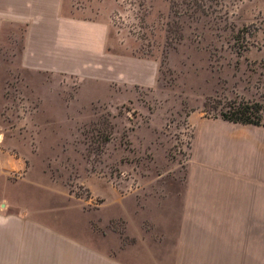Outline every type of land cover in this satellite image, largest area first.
I'll return each mask as SVG.
<instances>
[{"label":"rangeland","instance_id":"1","mask_svg":"<svg viewBox=\"0 0 264 264\" xmlns=\"http://www.w3.org/2000/svg\"><path fill=\"white\" fill-rule=\"evenodd\" d=\"M74 8L106 18L118 52L154 66L155 82L30 72L11 29L0 43V213L58 234L65 247L55 241V250L77 264L95 251L102 264H171L175 232L190 229L179 215L191 121L257 104L261 126L233 124L264 147V0H74ZM242 224L261 229L264 264V217Z\"/></svg>","mask_w":264,"mask_h":264},{"label":"crops","instance_id":"2","mask_svg":"<svg viewBox=\"0 0 264 264\" xmlns=\"http://www.w3.org/2000/svg\"><path fill=\"white\" fill-rule=\"evenodd\" d=\"M11 29L20 33L19 64L30 72L82 75L107 86L155 82L154 66L119 53L108 20L77 10L74 0H0V43ZM191 125L179 215L190 229L175 232L171 264H261V229H241L244 219L264 217L261 137L221 119ZM20 224L18 215L0 213V264H77L58 234ZM55 241L64 247L55 250ZM95 252L88 264H102Z\"/></svg>","mask_w":264,"mask_h":264},{"label":"trees","instance_id":"3","mask_svg":"<svg viewBox=\"0 0 264 264\" xmlns=\"http://www.w3.org/2000/svg\"><path fill=\"white\" fill-rule=\"evenodd\" d=\"M259 109L257 104L252 106L248 104L234 105L220 111L219 118L235 124L261 126L262 119L259 115Z\"/></svg>","mask_w":264,"mask_h":264}]
</instances>
